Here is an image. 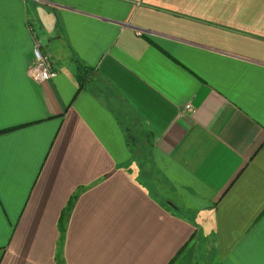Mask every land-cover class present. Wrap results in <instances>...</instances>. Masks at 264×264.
<instances>
[{
	"label": "crops",
	"instance_id": "crops-1",
	"mask_svg": "<svg viewBox=\"0 0 264 264\" xmlns=\"http://www.w3.org/2000/svg\"><path fill=\"white\" fill-rule=\"evenodd\" d=\"M0 264H264V0H0Z\"/></svg>",
	"mask_w": 264,
	"mask_h": 264
},
{
	"label": "built area",
	"instance_id": "built-area-1",
	"mask_svg": "<svg viewBox=\"0 0 264 264\" xmlns=\"http://www.w3.org/2000/svg\"><path fill=\"white\" fill-rule=\"evenodd\" d=\"M30 31L35 38L33 50L34 59L30 66V74L35 81L49 80L56 75L54 61L49 52L45 51L44 43L38 38L34 25H30ZM186 109L193 111L192 105L188 104Z\"/></svg>",
	"mask_w": 264,
	"mask_h": 264
}]
</instances>
